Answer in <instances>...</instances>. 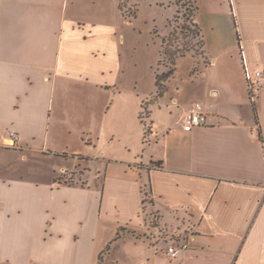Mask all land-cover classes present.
<instances>
[{"label": "crops", "instance_id": "obj_1", "mask_svg": "<svg viewBox=\"0 0 264 264\" xmlns=\"http://www.w3.org/2000/svg\"><path fill=\"white\" fill-rule=\"evenodd\" d=\"M211 1L201 88L152 105L146 139L147 97L112 110L98 0H0V264H264V89L258 126L240 53L264 70V0ZM83 84L108 95L91 114ZM198 103L207 125L185 132ZM66 134L80 143L38 144ZM172 239L189 249L170 258Z\"/></svg>", "mask_w": 264, "mask_h": 264}, {"label": "rangeland", "instance_id": "obj_2", "mask_svg": "<svg viewBox=\"0 0 264 264\" xmlns=\"http://www.w3.org/2000/svg\"><path fill=\"white\" fill-rule=\"evenodd\" d=\"M98 2L99 8L93 17L98 21L110 22L112 30L115 31H112V47L108 58L112 65V74H109L108 77V82L112 83V110L134 113L138 109L139 99L147 97L142 102L140 117L148 129L151 126L149 118L152 105L158 103L167 93L168 97L174 96L177 93V88H180L179 93L184 99L190 102L195 90L201 88L196 82L194 85L191 84V81H201L196 80L195 75L210 62L206 60L199 39L195 38L196 28L193 23L186 20L187 15L184 9L183 13H178V7L173 0H121V5L128 14V18L123 16L119 10L118 0H98ZM198 7L197 19L203 29V35H206L211 42L209 26L213 14L212 1L199 0ZM223 11L220 9L218 13L223 14ZM188 46H191L193 50L187 52L185 57H177L175 65L172 64L171 56L165 54L166 47L172 54L178 49H186ZM172 69H175L174 74L168 80H162L163 78L159 77ZM92 70L96 71L97 69L93 67ZM231 71L234 72L235 67L232 66ZM218 74L220 73L218 72ZM159 80L161 82L157 83ZM90 87L92 86L84 84L74 87V92L81 94L82 105L88 109L89 114L92 113L89 109L90 105L104 104L108 98L106 93L97 94L94 88ZM159 88L162 92L164 91L161 98L158 96ZM67 113L70 111L67 110ZM58 121H60L59 124L66 125L70 122H79L69 118L68 115L58 117ZM149 134L148 129L146 139ZM62 136H55L52 139L40 141L38 144L47 143L55 148H64L67 145L75 147L82 138L68 134ZM79 178L82 177L76 172L67 174L56 182L76 184L79 182ZM146 195L148 197L146 203H148L150 201L148 189ZM151 217L154 225L157 219L154 214ZM123 234L130 235L131 233L124 229Z\"/></svg>", "mask_w": 264, "mask_h": 264}, {"label": "built area", "instance_id": "obj_3", "mask_svg": "<svg viewBox=\"0 0 264 264\" xmlns=\"http://www.w3.org/2000/svg\"><path fill=\"white\" fill-rule=\"evenodd\" d=\"M241 59L243 63V70L245 75V81L247 83L248 94L252 103H256L260 97L261 91L264 89V70L255 67L246 58V54L242 45ZM208 114L202 104L194 105L184 116L182 120V127L185 132H191L194 128L207 125ZM9 136L11 140H17L18 137L15 132H10ZM189 249V243L185 239H172L168 244L166 254L170 258H176L181 253Z\"/></svg>", "mask_w": 264, "mask_h": 264}, {"label": "trees", "instance_id": "obj_4", "mask_svg": "<svg viewBox=\"0 0 264 264\" xmlns=\"http://www.w3.org/2000/svg\"><path fill=\"white\" fill-rule=\"evenodd\" d=\"M173 1H174V4L178 7V13H180V14L183 13L182 10L184 9V11L186 12V15H187L186 20L193 23V26L196 28L195 38L197 37L199 39V43H200L201 47L203 48V52H204V48H205L204 35H203L202 28H201V26L197 20V15H198V10H199V7H198L199 0H173ZM118 2H119V8L122 12V15L128 18L129 17L128 14L123 10V7L121 5V0H118ZM161 5L163 6L164 4H161ZM163 42L165 44V41H163ZM167 45H169V44L167 43ZM192 50H193V48L191 46H188V47H186V49H178L177 50L178 52L176 51L175 53L170 54L169 49L166 47L165 54H166V56H169V55L171 56L172 64L175 65V60L177 59V57H180V58L185 57L187 52L192 51ZM174 71H175V69H172L167 74H164L162 76L158 75V76L163 78L162 80H164V79L168 80V78H170L174 74ZM160 80L157 81V83L161 82ZM163 93H164V91L162 92L161 88H159V95H158L159 98L163 97ZM252 104H253V109H254V113L256 116V122H257V125L259 126L257 106H256V103H252ZM260 137L263 140V135H262L261 129H260ZM146 201H147V199L144 200V202H146ZM112 243L113 242H111L108 245V247L106 248V251H110Z\"/></svg>", "mask_w": 264, "mask_h": 264}]
</instances>
